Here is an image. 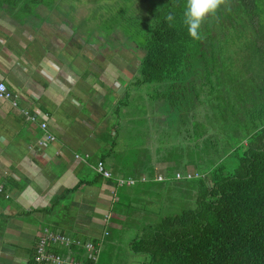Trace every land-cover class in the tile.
<instances>
[{
    "label": "crops",
    "instance_id": "1",
    "mask_svg": "<svg viewBox=\"0 0 264 264\" xmlns=\"http://www.w3.org/2000/svg\"><path fill=\"white\" fill-rule=\"evenodd\" d=\"M42 6L24 14L25 7H9L0 0V81L18 96V107L0 99V181L8 195L0 196V264H27L43 227L101 240L105 231L110 233L119 201L134 199L144 184L163 182L155 176H164L172 166L158 160L130 163L123 156L129 144L119 138L118 109L131 105L128 96L135 82L127 73L135 75L132 63L138 69L140 62L131 55L130 63L129 54L126 58L123 52L143 51L126 44L128 37L121 33L118 46H106L114 39L112 34L96 33L93 40H83L76 21L66 19L59 8L51 11ZM118 48L123 52L114 57L112 51ZM98 72L106 75L99 78ZM107 89L119 98L111 107L105 106ZM123 96L126 99L120 102ZM19 108L46 113L47 130L55 139L38 146L42 117L38 114L31 122ZM98 161L111 172L110 178L97 174ZM142 175L147 182L138 180ZM126 177L137 181L116 184ZM67 189L75 191L67 193ZM52 205L51 211H45Z\"/></svg>",
    "mask_w": 264,
    "mask_h": 264
},
{
    "label": "trees",
    "instance_id": "2",
    "mask_svg": "<svg viewBox=\"0 0 264 264\" xmlns=\"http://www.w3.org/2000/svg\"><path fill=\"white\" fill-rule=\"evenodd\" d=\"M1 3L29 9L44 0ZM185 4L159 0L142 19L131 18L124 32L143 51L134 85H160L149 98L170 109L182 105V111L199 109L208 95L209 114H197L200 123L208 124L202 123L203 135L209 129L228 135V144L217 152L226 159H218L208 172L193 169L198 175L191 178L196 181L194 207L145 224L129 248L148 256L141 264H264V0H223L203 24L200 40H193L183 24ZM169 13L172 22L166 19ZM239 59L246 63L238 64ZM194 127L200 131L198 122ZM109 235L95 241L99 248ZM35 247L27 264L34 263ZM49 249L86 259L83 248L51 244Z\"/></svg>",
    "mask_w": 264,
    "mask_h": 264
},
{
    "label": "rangeland",
    "instance_id": "3",
    "mask_svg": "<svg viewBox=\"0 0 264 264\" xmlns=\"http://www.w3.org/2000/svg\"><path fill=\"white\" fill-rule=\"evenodd\" d=\"M158 2L159 0H44L42 7L51 11L59 8L60 14H63L66 19L76 21V25L79 27L78 31L83 33V40L86 37L93 40V35L96 33L103 36L114 35L113 40L109 39L105 42L106 46L111 47L113 44L119 45L120 37L117 34H125L124 30L127 31L131 28V18L142 19L147 15L149 9ZM33 9L34 6L22 11L24 14H29ZM125 43L132 44L129 36ZM238 43H241V39ZM129 49V51L123 52L118 48L115 53L114 51L112 53L115 57L123 52V56L126 58L129 54L130 63L133 62V56L136 60H141L143 52L136 55L132 53L131 48ZM245 54L244 51H241L240 56L243 57ZM241 61L246 63L239 59L238 64ZM136 66L132 63V67H135L136 70L135 75L131 72L127 73L131 80H135L138 75ZM97 75L100 78V75L106 74L98 72ZM205 79L208 82V78ZM101 80L103 81V78ZM262 82H264V78H262ZM101 84L99 82V85ZM123 85L127 86L126 83ZM208 87L210 89V86ZM156 89L159 90L160 85H134V90L130 91L128 96L131 98V105L127 110L124 105L118 109L120 118H122L119 119L122 123L119 138L121 137L123 144H129V150L123 156L128 158L130 163L134 161L138 164L140 159L145 160L146 163L150 160H158L162 164L170 163L172 166L164 170L166 174L163 182L142 185L143 190L139 191L134 199L123 201V205L119 204L120 208H115L108 227L110 235L101 243V253L97 264H141L142 257L148 258V256L131 252L129 249V242L138 236L140 229L162 215H170L178 213L184 208L194 207V198H192L194 194L191 190L195 188L196 181L193 179L176 180L175 174L177 172L184 174L182 170L185 168H188L189 171L196 169L208 172L218 162V159H226L217 152H221L226 143L228 144V135L223 130L214 133L212 129L203 135L202 123H205H200L202 117L199 118L197 114L199 110L201 111L199 114H209L206 112L212 108L209 96L207 95V101L206 98H201L203 105L199 109L182 111V105L170 109L167 103L150 99L149 95H154ZM195 92L190 91L191 94ZM143 94H145L144 101ZM218 94L223 98V91ZM105 98L106 107H111L112 101L115 103L119 101L114 91L110 89H107ZM210 98L212 99V97ZM121 99L120 102H124L126 97L123 96ZM187 101H189V95ZM194 103L198 104L199 100H194ZM173 108L175 110H172ZM197 122L200 131L194 127ZM124 124L128 125L127 129L124 128ZM206 125L208 126V124ZM199 133L200 137H198ZM229 133L231 134V131ZM196 139L198 145L195 144ZM127 170L121 169L122 172H127ZM120 175L126 176L125 174ZM122 186H127V184H122Z\"/></svg>",
    "mask_w": 264,
    "mask_h": 264
},
{
    "label": "built area",
    "instance_id": "4",
    "mask_svg": "<svg viewBox=\"0 0 264 264\" xmlns=\"http://www.w3.org/2000/svg\"><path fill=\"white\" fill-rule=\"evenodd\" d=\"M37 98V97H36ZM0 99L7 100L11 103L13 107H18L17 101L18 96L8 89L7 85L0 81ZM22 115L25 119L36 122L37 115L40 114L42 119L38 122L39 128L42 130V136L37 139L36 143L38 146L42 147L46 143L52 142L55 139V136L47 130L46 123V113H40L39 109L34 108L33 111H30L25 108H19ZM95 170L97 174L101 175L103 178L108 179L111 176V172L107 170L102 161H98ZM197 173H194L193 170L186 171L184 174L177 172L175 174V179H184L188 180L193 177H197ZM165 179V176L160 174L155 176V180L162 181ZM140 182H147L148 178L146 176H140L138 179ZM137 179L133 177H126L117 179L116 184L122 185H133ZM0 196L8 197L5 193V187L3 183L0 181ZM107 231L103 233L106 235ZM100 241V240H99ZM51 244H59L64 247L75 246L78 248H83L86 253V259L78 260L72 257H63L60 254L53 252L49 249V245ZM100 242H95L90 239H81L77 237H72L67 234L61 233L60 231L50 230L49 228H44L42 235L38 238L35 247V256L33 264H95L99 257Z\"/></svg>",
    "mask_w": 264,
    "mask_h": 264
},
{
    "label": "clouds",
    "instance_id": "5",
    "mask_svg": "<svg viewBox=\"0 0 264 264\" xmlns=\"http://www.w3.org/2000/svg\"><path fill=\"white\" fill-rule=\"evenodd\" d=\"M223 0H186L183 11V24L187 27L189 36L193 40L201 39L202 26L206 20L215 15ZM168 22L174 20V15L169 13Z\"/></svg>",
    "mask_w": 264,
    "mask_h": 264
}]
</instances>
